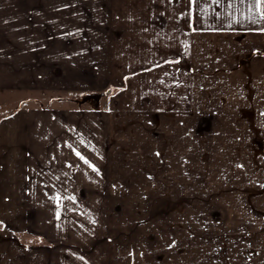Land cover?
Returning <instances> with one entry per match:
<instances>
[{"label": "crops", "instance_id": "obj_1", "mask_svg": "<svg viewBox=\"0 0 264 264\" xmlns=\"http://www.w3.org/2000/svg\"><path fill=\"white\" fill-rule=\"evenodd\" d=\"M38 10L54 34L27 35ZM60 40L109 45V105L27 102L47 86L30 45ZM181 123L223 125L264 156V0H0V264H108L107 205L123 202L132 151L148 171L155 132Z\"/></svg>", "mask_w": 264, "mask_h": 264}, {"label": "rangeland", "instance_id": "obj_2", "mask_svg": "<svg viewBox=\"0 0 264 264\" xmlns=\"http://www.w3.org/2000/svg\"><path fill=\"white\" fill-rule=\"evenodd\" d=\"M52 15L27 12V35L54 34ZM62 22L53 26L55 34L67 31ZM80 30L75 27L74 35H82ZM30 46L42 50V82L47 86L38 93L30 90L28 103L77 108L99 98L103 107L118 92L109 77V45H69L60 40ZM87 50L90 61L83 57ZM99 62L108 74L101 84L93 73ZM72 81L74 89L57 87ZM97 93L101 95L90 97ZM222 127L171 124L170 138L162 141L157 137L162 131H156L148 171L132 151L133 171L121 173L123 202L107 205L108 264H264V156L258 155L262 142L237 139Z\"/></svg>", "mask_w": 264, "mask_h": 264}, {"label": "trees", "instance_id": "obj_3", "mask_svg": "<svg viewBox=\"0 0 264 264\" xmlns=\"http://www.w3.org/2000/svg\"><path fill=\"white\" fill-rule=\"evenodd\" d=\"M101 94L97 93V95H91L90 97H99Z\"/></svg>", "mask_w": 264, "mask_h": 264}, {"label": "water", "instance_id": "obj_4", "mask_svg": "<svg viewBox=\"0 0 264 264\" xmlns=\"http://www.w3.org/2000/svg\"><path fill=\"white\" fill-rule=\"evenodd\" d=\"M98 97V96H97ZM99 99V98H98Z\"/></svg>", "mask_w": 264, "mask_h": 264}]
</instances>
